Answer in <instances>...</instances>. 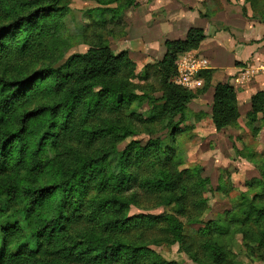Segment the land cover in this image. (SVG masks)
Wrapping results in <instances>:
<instances>
[{"label": "trees", "instance_id": "1", "mask_svg": "<svg viewBox=\"0 0 264 264\" xmlns=\"http://www.w3.org/2000/svg\"><path fill=\"white\" fill-rule=\"evenodd\" d=\"M6 1L11 5L2 6ZM82 1L116 5L114 9L86 12L89 26L83 32L90 31L89 37L94 40L86 54L71 56L58 68L39 69L20 80L0 77V264H173L163 262L145 246L124 239L133 228L144 227L146 233L157 231L165 244H177L191 255L188 241L192 238L186 236L184 224L191 221L187 218L189 211L201 214L207 209L203 196L208 181L200 179L198 168L176 169L175 135L189 130L186 122L191 117L199 119V115L188 112L193 94L171 80L176 75L177 57L197 50L206 36L203 30L191 28L184 40L165 41L162 59L151 67L164 86V95L159 100L148 94L135 95L109 81L135 65L124 52L115 54L104 40L109 34L107 27L117 25L116 17L135 7L137 0ZM65 2L0 0V19L13 16L9 23L0 24V63L11 53L21 55L42 16L56 14L62 18ZM245 3L252 10L264 0ZM24 9L29 11L22 14ZM42 28L45 32L58 29L48 24H41ZM15 31L24 33L19 42L13 40ZM73 64L78 67L76 71L71 68ZM149 68H145L143 79L148 77ZM212 73L208 70L199 75L204 91L211 86ZM31 95L61 97L50 105L20 113L12 110L21 105H17L20 99ZM135 102L149 104V111L139 114L129 109ZM249 103L253 118L260 114L264 119V92H257ZM11 110L18 114L15 127L8 123ZM120 113L141 124L165 119V137L148 139L143 145L130 141L119 152L117 141L137 136L134 127L109 121ZM237 115L233 87L216 84L211 107L214 129L226 128ZM97 119H101V128L91 124ZM97 143L103 145L102 149L89 153ZM44 175L50 181L35 185ZM147 194H156L169 212L159 219L127 218L130 206ZM194 194L201 199L189 202ZM52 198L54 205L46 204ZM238 200L242 206H233L217 216L213 226L198 232L202 238L199 249L215 264L231 261L216 239H211L212 234L225 235L227 225H243L253 219L264 224V206H255L243 195ZM242 235L246 251L263 258L264 231L258 238L248 232Z\"/></svg>", "mask_w": 264, "mask_h": 264}, {"label": "rangeland", "instance_id": "2", "mask_svg": "<svg viewBox=\"0 0 264 264\" xmlns=\"http://www.w3.org/2000/svg\"><path fill=\"white\" fill-rule=\"evenodd\" d=\"M18 1L21 2V0ZM100 1L106 2L107 0ZM184 1L137 0L135 7L128 8L116 17L117 25H109L107 27L109 34L104 40L105 43L115 54L124 52L130 62L135 65V67L128 68V71L120 73L111 80L108 78L111 83L135 95L148 94L154 100H159L164 95V86L158 81L156 72L155 77L151 67L161 60V54L164 51L161 48L162 41L176 40L164 39V36L159 37L158 40L155 37L151 39L149 34L155 25L163 27L167 18H171L176 13L178 15L183 14L184 12L178 5L186 7ZM221 1L229 3L231 6L234 5L232 0H230L231 2L228 0ZM190 2L192 3V0ZM218 2V0H207V2L205 0L202 4L207 5L208 10L206 8L202 9L204 16L201 15V17L209 19L211 12L214 15L219 13L220 5ZM41 3L43 1L39 3V6H42ZM155 4L158 6L156 7ZM165 4L169 7L167 12L161 9L162 5ZM1 5H11V3L7 1L5 3L1 2ZM64 5L66 11L62 18H59L56 14H49L40 18V24L37 27L35 26L36 28H33L32 37L27 45L23 47L21 55L17 53L15 54L17 56H11L13 55L11 53L8 58H5L0 63V77L6 80H20L39 69L47 67L58 68L65 64L71 56L86 54L94 42L89 37L90 31L83 32V29L89 26L86 12L93 9H114L116 7L113 4L102 6L93 1L82 0H66ZM244 5L247 4L244 2ZM150 8H153V10L150 11ZM154 9L160 10V15L154 12ZM31 10L34 11L37 8H32ZM28 11L29 9H24L22 10V14H26ZM165 13H171V15L167 16L166 14L165 16ZM240 13L243 18L250 20H254L253 18H255L257 24H264V3H260L258 7L256 6L252 10L249 5L247 9L241 6ZM12 19L13 16L6 19L1 18L0 24H7ZM41 24H48L52 27L57 26L58 29L52 28L45 32L43 28L41 29ZM174 27L170 31L174 32L178 30L182 32L184 30V26H179V24ZM23 35V32L15 31L13 40L19 42ZM144 44H148L149 47H143ZM196 54L199 55L198 53L194 55ZM200 57L204 58L203 56ZM145 58H148V60H145ZM147 67H150L148 69L149 74L146 79H143L144 70ZM71 68L74 71L78 69L75 64ZM246 69L247 65H244L243 69L239 71L241 74L240 81L232 84L238 115L226 128L219 131H216L211 123L212 102L208 98L203 99L201 102L198 99L202 94H206L209 89L204 91L203 84L198 89H185L193 94L191 102L188 105V112L194 116L199 115L200 120L196 119V117L189 118L186 122L190 126L189 130L175 135L174 147L178 153L176 159L179 164L176 169L181 171L198 168L201 170L199 174L200 179L208 181L206 194L203 196L206 200L207 209L201 214H198L197 211H189L187 218L191 219V221H189V224H184L186 236L192 238L188 241L190 242L191 255L181 251L177 244H165L161 240L162 235L157 231L146 233L144 227H141L140 230L133 228L124 241L145 246L166 263L215 264L210 261L207 254L202 253L199 249L202 239L200 236L198 237L199 230L209 225L213 226L216 217L231 211L233 206H242V202L238 200L240 195L245 196L255 206H264V177L261 176V172H264V119H261L262 116L260 114L255 115L253 118V115L250 114V107L246 108V101L237 99L239 90H243L245 84H247L246 81L251 78V75L246 74ZM242 74H246V76H242ZM171 83L176 85L175 79H172ZM60 97L59 95L50 98L41 95H31L29 98L25 96L18 101L17 105H21L12 110L20 113L23 110H31L39 105H50L59 101ZM137 104L135 102L129 109L136 110L139 114H145L149 111V104ZM16 112L12 111L8 115L10 126L15 127L18 118L16 117L18 114L14 115ZM109 121L122 122L125 125L134 127L137 131V136L123 141L119 140L115 143L119 152L123 151L130 141H140L143 145L148 139L163 138L166 135L165 119H153L150 123L143 122L144 124H141L139 121L132 120L127 113H120L110 117ZM105 123L106 121L103 124ZM91 124L94 127L100 126L101 128V119L92 121ZM102 147L103 145L97 143L89 150V153L95 154ZM50 179L49 176L41 177L35 185L41 186L48 183ZM199 199H201V196L194 194L189 198V202ZM136 201V204L130 206L127 218L142 216L149 219H159L169 212L162 206L156 194L142 195ZM46 204L53 206L54 199H50ZM222 224L224 222L218 223V225ZM134 225L135 223L132 221L130 226L133 227ZM227 227L225 235L216 236L212 234L211 239H213L212 236L216 239L222 251L228 256L231 264H264V250L261 249L263 258L258 259L251 256L252 253H249V250L246 251L242 242V232H248L250 235L258 238L260 232L264 231L263 222L255 223L253 219L252 222H245L243 225H227ZM139 234H142L140 237L142 238L141 241H137ZM194 259L197 260L194 261Z\"/></svg>", "mask_w": 264, "mask_h": 264}, {"label": "crops", "instance_id": "3", "mask_svg": "<svg viewBox=\"0 0 264 264\" xmlns=\"http://www.w3.org/2000/svg\"><path fill=\"white\" fill-rule=\"evenodd\" d=\"M190 1H184L186 7L178 5L184 12L183 14L178 15L176 13L171 18H167L163 27L155 25L149 37L151 39L155 37L157 40L163 36L164 39L169 40H184L190 28L203 30L206 39L200 43L197 50L191 53H198L206 58L210 65L204 71L211 70L213 73L210 81L211 88L206 94L198 97L199 101L208 98L212 102L213 87L218 83H228L233 87V83L240 81V69L247 65L245 72L249 76L251 75V78L246 81L245 88L239 90L237 99L245 100L246 108L250 107L248 100L251 96L257 92H264V24L259 25L255 20L241 16L240 7L244 6L245 9L248 7V5H244L245 0H232V3H234L232 6L218 0L220 12L215 15L211 12L209 19L202 18L204 16L202 9L206 8L208 10L207 5L202 4L205 0H192V3ZM155 6L158 5L155 4ZM150 9V11L153 10V8ZM161 9L167 12L169 7L165 4L162 5ZM154 12L160 15V10ZM166 14L167 16L171 15V13H165V16ZM201 15L203 16L201 17ZM178 24L184 26L182 32L178 30L170 31ZM222 27L223 29H221ZM156 42L158 43V41ZM164 42L165 40L161 43L162 50L164 49ZM143 47H149V45L144 44ZM163 55L164 51L161 54V59ZM145 60H148V58H145ZM236 64H240L241 67ZM246 74H242V76H246ZM198 78L204 85L203 78L200 76Z\"/></svg>", "mask_w": 264, "mask_h": 264}, {"label": "built area", "instance_id": "4", "mask_svg": "<svg viewBox=\"0 0 264 264\" xmlns=\"http://www.w3.org/2000/svg\"><path fill=\"white\" fill-rule=\"evenodd\" d=\"M175 84L183 89L200 88L202 85L198 74L208 68V61L193 53L182 54L175 63Z\"/></svg>", "mask_w": 264, "mask_h": 264}]
</instances>
